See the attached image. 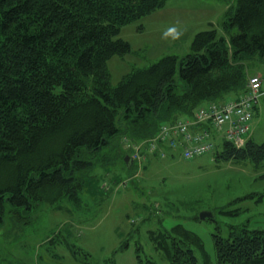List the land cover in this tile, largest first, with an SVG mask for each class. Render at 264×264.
<instances>
[{
	"label": "trees",
	"instance_id": "obj_1",
	"mask_svg": "<svg viewBox=\"0 0 264 264\" xmlns=\"http://www.w3.org/2000/svg\"><path fill=\"white\" fill-rule=\"evenodd\" d=\"M168 1L0 0V227L38 204L77 205L85 175L123 136L143 141L164 122L246 92L248 62L264 60V0H237L224 35L202 31L185 57L165 56L112 85L108 61L130 50L121 29ZM216 143V160H264V143ZM128 154L122 147L119 159L131 167ZM150 238L171 264H198L203 245L183 226ZM215 247L216 264H264V230L236 228L216 235Z\"/></svg>",
	"mask_w": 264,
	"mask_h": 264
},
{
	"label": "rangeland",
	"instance_id": "obj_2",
	"mask_svg": "<svg viewBox=\"0 0 264 264\" xmlns=\"http://www.w3.org/2000/svg\"><path fill=\"white\" fill-rule=\"evenodd\" d=\"M236 7L237 0H169L124 26L119 37L130 50L108 61L112 85L165 56L185 57L202 31L224 35L223 21ZM248 67L251 75L264 76V60L255 57ZM250 139L264 143V98L254 110ZM120 142L121 149H104L107 155L100 154L85 175L78 206L62 199L22 212L23 219L8 215L0 227V264H140L138 254L171 264L150 237L177 225L200 238L198 264H216V235L228 239L236 228L264 230V160H216L214 154L186 160L169 151L164 160L128 167L119 159ZM203 212L212 217L201 220Z\"/></svg>",
	"mask_w": 264,
	"mask_h": 264
},
{
	"label": "built area",
	"instance_id": "obj_3",
	"mask_svg": "<svg viewBox=\"0 0 264 264\" xmlns=\"http://www.w3.org/2000/svg\"><path fill=\"white\" fill-rule=\"evenodd\" d=\"M264 98V76L249 78L247 92L236 99L208 102L191 118H178L160 125L156 135L141 142L121 138L133 162L142 166L150 158L164 160L169 151L179 152L186 160L212 154L220 139L241 149L252 132L254 110Z\"/></svg>",
	"mask_w": 264,
	"mask_h": 264
},
{
	"label": "water",
	"instance_id": "obj_4",
	"mask_svg": "<svg viewBox=\"0 0 264 264\" xmlns=\"http://www.w3.org/2000/svg\"><path fill=\"white\" fill-rule=\"evenodd\" d=\"M125 162H126V164L131 163V159H130L129 156H127V157L125 158ZM209 217H212V213H210V212H203V213L200 215V219H201V220H206V219L209 218Z\"/></svg>",
	"mask_w": 264,
	"mask_h": 264
},
{
	"label": "clouds",
	"instance_id": "obj_5",
	"mask_svg": "<svg viewBox=\"0 0 264 264\" xmlns=\"http://www.w3.org/2000/svg\"><path fill=\"white\" fill-rule=\"evenodd\" d=\"M170 31H175V29H170ZM177 35H179V33H177Z\"/></svg>",
	"mask_w": 264,
	"mask_h": 264
},
{
	"label": "bare ground",
	"instance_id": "obj_6",
	"mask_svg": "<svg viewBox=\"0 0 264 264\" xmlns=\"http://www.w3.org/2000/svg\"><path fill=\"white\" fill-rule=\"evenodd\" d=\"M139 142H141V141H139ZM121 143V142H120ZM122 146V145H121ZM126 151V150H125Z\"/></svg>",
	"mask_w": 264,
	"mask_h": 264
}]
</instances>
